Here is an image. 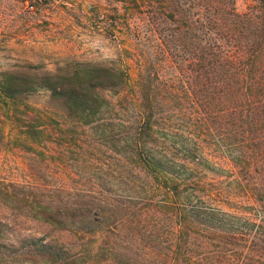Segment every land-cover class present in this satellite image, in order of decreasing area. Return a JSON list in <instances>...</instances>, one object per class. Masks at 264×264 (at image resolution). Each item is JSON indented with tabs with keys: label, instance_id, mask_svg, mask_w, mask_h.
<instances>
[{
	"label": "trees",
	"instance_id": "obj_1",
	"mask_svg": "<svg viewBox=\"0 0 264 264\" xmlns=\"http://www.w3.org/2000/svg\"><path fill=\"white\" fill-rule=\"evenodd\" d=\"M105 1L82 18L138 67L133 82L126 70L81 64L0 85L4 103L24 98L25 139L55 143L52 160L67 167L72 155L89 174L73 192L0 182L1 202L47 228L6 244L0 230V264H141L149 254L162 264H264V0H243V11L242 0ZM149 46L150 57L140 50ZM39 90L73 136L26 103ZM84 128L88 150L75 137ZM112 187L124 195L112 198ZM161 209L173 222L165 248ZM119 226L129 242L109 243L104 234Z\"/></svg>",
	"mask_w": 264,
	"mask_h": 264
},
{
	"label": "rangeland",
	"instance_id": "obj_2",
	"mask_svg": "<svg viewBox=\"0 0 264 264\" xmlns=\"http://www.w3.org/2000/svg\"><path fill=\"white\" fill-rule=\"evenodd\" d=\"M246 4L247 2L243 0L237 2V9L243 11ZM105 5V0H0V85L8 77H19L20 79L24 77L31 79L43 75L54 77L60 70H73L81 64H95L126 70L133 82L137 78L138 67L131 59L126 60L124 56L122 58L118 42L112 41L104 33L94 31L90 23L82 18L83 15L89 17L92 8L102 13ZM140 50L150 57V46L141 47ZM162 73L169 77L175 74V70L166 67ZM19 99L20 101L14 104L8 101L4 103L0 99V182L6 186H17L16 191L20 188L24 190V187L28 189L45 184L47 188L56 189L65 186L68 192H73L81 180L88 178V171L80 169L81 162L71 163L72 155L69 154L67 156L71 165L68 163L67 167L59 163L56 158L52 160V152L56 148L55 143L49 142L41 146L30 144L25 139L24 98ZM26 103L43 115L60 122L62 130L66 131V136H73L68 132L73 128L68 125V121L65 122L64 115L59 110V104L50 101L47 92L37 91L28 96ZM113 104H118L115 98ZM114 110H120L119 106H116ZM75 137L79 138L78 146L83 150H88V142L94 145V137L89 128H84L82 134L75 135ZM28 146L34 150L29 151ZM35 151L41 154L33 153ZM92 152L99 155L96 149L92 148ZM90 157L91 155L84 154L80 159L82 163H85L90 160ZM103 159H106V156ZM112 173L117 177L115 171ZM142 176L140 177L143 178ZM111 190L112 198L120 199L123 193L116 187H112ZM155 200H160V196H156ZM11 206L10 203H3L0 199V223L2 225L0 230L2 241L5 239L4 244L8 243V240L17 238H39L47 231L43 225L25 220L24 216ZM159 211V213L155 212L161 223H159L160 227L155 228H159L161 242L159 244L165 248L167 232L173 226V222L164 210ZM120 227L117 229L118 232L104 234L109 243L119 245L121 238L124 242H129L126 233L128 229ZM152 232L154 233L153 230ZM115 234L119 236L116 235V237ZM55 238L60 242L71 240L65 233H59ZM94 238H96V243L94 242L93 246L96 249L100 245V239ZM144 260H147L149 264L163 263L162 259L157 260V256L151 254L143 257L140 263L142 264Z\"/></svg>",
	"mask_w": 264,
	"mask_h": 264
}]
</instances>
